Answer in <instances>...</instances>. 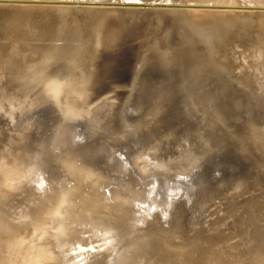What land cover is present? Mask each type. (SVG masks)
I'll use <instances>...</instances> for the list:
<instances>
[{
    "label": "water",
    "instance_id": "obj_1",
    "mask_svg": "<svg viewBox=\"0 0 264 264\" xmlns=\"http://www.w3.org/2000/svg\"><path fill=\"white\" fill-rule=\"evenodd\" d=\"M121 39L123 56L95 60L84 74L67 80L69 88L76 91L74 97L94 104L90 116L67 126L77 139L73 144L78 147L72 150L85 162L100 167H104L101 162L113 164L132 158L135 147L146 143L149 134L159 132L142 126L145 116L139 114L145 109V95L157 85L174 92L170 107L174 118L167 125L172 133L167 130L162 143L195 136L166 148V153L150 150L156 157L155 167L138 177L130 172L133 180L129 187L142 186L150 174L156 179L150 187L156 190L162 181L182 184L181 190H188L187 200L183 193L175 194V203L181 195L183 202L181 210L169 215L172 219L163 232L160 263L176 264L180 258V264H236L242 251L224 241L237 235L242 244L257 247L264 240V74L183 77L177 74L178 68H172L171 75H157L150 65L135 60L140 50L131 36ZM105 63L108 67L102 66ZM59 133L56 131V137ZM138 189L145 199V188ZM212 214L209 223L214 229L207 232L203 222ZM219 224L226 225L228 231L219 230ZM83 248L88 251L93 247ZM257 250L254 264H264V248Z\"/></svg>",
    "mask_w": 264,
    "mask_h": 264
},
{
    "label": "bare ground",
    "instance_id": "obj_2",
    "mask_svg": "<svg viewBox=\"0 0 264 264\" xmlns=\"http://www.w3.org/2000/svg\"><path fill=\"white\" fill-rule=\"evenodd\" d=\"M24 1L25 0H1L0 1V82L2 79H5V80L7 79V74L9 75L10 72L14 73L16 71L19 74V79L24 78V77L27 79V81H26L27 87H28V84L39 83L38 86L40 87L39 92L41 93V96L38 98H34L32 101L28 102L25 105H23L24 103H22V105L18 103L16 105V108L18 109L17 110L18 116L14 119L11 118V120L5 121L6 120L5 115L12 117V105H13V103L12 102L7 103V106H6L7 114H6V111L4 110V115H2L1 116L2 118L0 119V124H1V126H0V178L2 177L1 175L4 171H11V172L16 173L20 177H27V178H31L33 180H38V181H41L43 184L45 182V179L50 178V180H53L54 183L52 185L50 184L52 191L48 196L49 203L52 202V204H54L52 215H54V213L57 211V208H58L57 207V202H58L57 200L63 201L66 199L65 197L67 195H70L71 199L75 201L74 207H76L75 208L76 213H75V215H73L71 211H65V213L63 212L64 224L66 226L65 232L67 233V235L58 238V240H60V241L64 240V241L69 242V243L65 247L59 248L60 250H63V253L58 252V254H61L60 260L61 261L63 260V263L68 261V260L65 261L64 259H68V258L73 257L74 255H78V256L74 257V259H76L79 256H81V259H78V260L76 259L74 261V264L75 263L76 264H82V263L84 264L87 261L89 262V261H92V260H95V259H98L99 257H101L102 252H103V248H105L106 245H110L112 243L111 241H113L111 239H113L114 237L120 236L121 233L124 232L123 230H127L124 228H126V227L127 228L129 227L128 229L132 228L130 225H133V227L136 225L135 227H137L139 225L144 224V222L145 221L147 222L148 220H144L143 223L138 222L139 224L138 223L135 224V221H134L133 224L130 223L127 226V224L126 223L124 224V221L122 220L123 216L122 217L118 216V213H117V215L116 214L113 215L114 209L111 208V206H110V208H111L110 210L113 209L112 210L113 214L109 213L110 211L108 212V214L107 213L104 214L102 209H104L103 207L107 204H104V206L103 205L102 206L96 205V203L94 204V202H96V201L91 196H89V194L86 195V193H85V195H84L83 193H80L78 190L80 188L78 186H77L78 187L77 192L74 191V188H73L72 192H70V193L68 192V190L70 191L69 187H66V185L64 186L65 182L68 181V183H69V181L71 180V179L69 180L71 175L73 177V175L76 173H79V171H81V173L83 171L84 172L86 171L85 173H87L88 176L90 175L89 173H91L92 177L97 178V177H99V176H97L98 175L97 173H99V175H101L100 173L106 174V175H108L109 173H110V175L113 174L116 166H118V165L121 166L120 169H125V170L120 171V172L118 170H116L114 174L118 173L121 178H124L125 180H127L128 179L127 177L130 175V174L128 175L129 169L131 170L135 166L132 168L130 167L128 157L124 160L118 159L120 161L119 163L106 164V163L101 162V164H103L104 167H100L97 164H91V163L85 162L84 159L81 157V155H79L78 153H76L72 150V148L78 147V146L74 145V144H77V139H75L74 132H72L71 129H69L67 127L70 123H65L62 126V129L60 130V133L57 137H56V135H52L49 137V139L44 141L43 132L48 130V128L51 124L57 123L60 120L59 116L62 113L66 112L65 110L68 106H69V109L66 112V115L68 117H72L73 113H74L73 107L71 105L66 106V103H64L65 107H62L63 105H61L62 102L59 100L58 94L60 93V91L69 92L72 94H73V92H76V91H74V90L72 91L68 85L66 87V90L62 89L61 86L58 85L57 79L59 76L57 74H60V71L64 70L65 68L75 67L74 64H77V63H91V66H92L93 61H95V60L96 61H102V60L107 61L108 55L116 56L118 54V57L121 56L120 53L123 52V49L117 50L115 47V44L118 41L122 40L121 38H124V35H125L128 28H131L133 31L136 29L137 32L139 34H141V36H142V46L143 47H141L139 49L140 51L136 55H134L135 60L137 59V61H140V62L143 61L144 64H146L147 66L150 65L151 70H153V72H155V74H157V75H159V74L171 75L173 69L175 70L176 68H178L177 74H179L180 76H183V77H199V76H202L204 74H206V75L211 74L212 75V74H216V72H223V70L220 68V67H222V64H223L222 58H221L223 55H221V53H219V51H221V49L219 47H218L219 51L217 49H216L217 51L215 49H212L208 45L207 39L203 37V32H201L198 28L195 27V19L197 18V16L199 17L201 8L203 7L204 3L200 6H198V9H195L193 7L189 8L188 6H186V4H184V2L185 1L187 2L188 0H75L77 3L80 2V4L81 3H83V4L80 5V4L73 3L74 5L71 4L72 7H70L67 4L65 5L63 3H60V2H64V0H52L54 2L60 1L59 3H57V5H55L50 0H46L45 2L46 3L48 2V3L47 4L45 3V8H47L48 11L43 10L41 12L36 13V15L33 17H27L24 15V11H22ZM38 1L39 0H34V8L37 10L39 8L37 6ZM140 1H141V3L146 2L145 3L146 5L145 6L143 5L142 7H138L137 4L134 3V2H140ZM156 1H158V2H156ZM240 1H244V0H240ZM202 2H203V0L199 3H202ZM199 3H197V4H199ZM240 8H242V4H241ZM14 21H15V25L13 24V26L10 29V32L7 30L9 32L7 34V37L6 36L2 37L4 29L7 26H9L8 25L9 23H11V22L14 23ZM120 35H121V37H120ZM12 37L16 38L15 43H12V47L14 50V52L12 51L13 54L11 55V56H13L12 59L14 60V58L17 57V55H15L16 52L19 54L20 53L21 54L28 53L29 56L35 60L36 63L41 64L40 68H38L37 70L24 69V68H19V66L14 65L12 63L5 62L6 59L4 60V54H5L4 53V47H5L6 43L8 42V40H10V38H12ZM144 40H145V42H144L145 45H146V42H147V44L150 43L151 45L146 47L143 44ZM9 43H10V41H9ZM49 43H50V46L48 45ZM179 43L187 44L185 46L186 51L183 52L182 54L177 52V51H172L171 49H167V48H172L173 45H178ZM1 44H3V45H1ZM217 45H218V43H217ZM10 47H11V45H10ZM105 47L108 50L107 54H105L106 53ZM157 47L164 48V49L156 50ZM7 51H8V49H7ZM19 54H18V56H19ZM173 54H175V55H173ZM70 55H72V56L70 58H68ZM179 57H181L180 62H179ZM65 58L68 59L69 61H67V60L63 61V59H65ZM12 59H10V60H12ZM19 62H20V60H19ZM28 62H30V61H28ZM52 62H58V64H56L55 66L52 67V66H50V64ZM177 63H179V64H177ZM225 63H227L229 65L228 70H230V73L228 72V74H230V75L235 74L233 71V64L229 60V58H226ZM159 65H163V66L159 67ZM91 66H89L88 68H91ZM102 66L105 67V64ZM45 67L47 68L46 72L47 73L50 72V76L47 78V80L44 81L43 77L40 76L38 73L42 72V70H44ZM78 69H77V72L81 73L80 75L84 74L83 73L84 70H81L80 68H78ZM82 69H84V68H82ZM102 69H107V68H102ZM237 72H236V74H237ZM47 73H45V75ZM98 73H100V72H98ZM157 86L158 87L156 90H154V92H148L147 95H145L144 102L152 103L153 107L157 106L156 107L157 113L153 114V115L150 114L151 117H149L147 119L146 125H148V128H149L148 131H150L152 129V127H154L155 129H157L159 131V132L155 131L154 133L149 134L148 139L150 137H154V140L157 141V143H159V142L161 143L163 141V140H161V138H164V136H165L164 133H167V130H168V132H170V130H171V128H169V126H167V125L174 118V116H173L174 114L171 112V109H170L171 104H173V98L172 97L174 95V92H169L164 87H161V85H157ZM56 93H57V100L54 99ZM74 95H76V94H74ZM48 97L53 98V100L46 99ZM54 103H55V106L57 107L56 109L53 107ZM159 108H161V109L163 108L161 118H160L161 112H159L161 109H159ZM89 113L91 115V110L89 111ZM140 116L142 117V115H140ZM9 121H11V122H9ZM142 126H145V125L142 124ZM145 130H147V128H145ZM36 131H38V132H36ZM170 133H172V132H170ZM48 134H50V133H48ZM153 134H155V135H153ZM62 136H64V138ZM186 136L187 135L180 136L174 140H178V141L185 140L186 141V140H188V137H186ZM59 137H60V140L57 141V138H59ZM172 141L173 140L167 141L165 144H167L168 142H172ZM143 143H142V145H143ZM161 145L164 146V143H162ZM57 146H59V149L54 150L53 148L57 147ZM163 146H161V147H163ZM37 148H38V150H37ZM165 148H167V147H165ZM139 149H140V147H139ZM163 151H164V149H163ZM136 155L134 154V156H136ZM147 155H148V152H147ZM3 156H6L7 159ZM155 159H156V157H155ZM77 160H78V162H77ZM51 161L57 162L59 166H57V165L55 166V165L51 164ZM131 163H133V161ZM136 163H138L137 159H136ZM41 165L46 167L44 172H43V167ZM140 166H138V168ZM147 166L151 167V165H147ZM59 169L61 170V172L59 171ZM132 170H135V169H132ZM62 173H66L65 176H63ZM85 173H82V175ZM87 174H85V175H87ZM78 177L81 178V175ZM82 177L85 179V181L88 178L87 176H82ZM112 177H114V176H112ZM74 179L75 178H73L72 180H74ZM76 179H78V178L76 177ZM102 179L103 178H101V180ZM154 179H155V177H154ZM81 180H82V178H81ZM87 180H89V179H87ZM102 181H104V180H102ZM76 182L77 181H75V183ZM86 182H88V184H89L90 181H86ZM73 183H74V181H73ZM82 184H83V182L81 183V186H82ZM139 184L140 183H137L136 187H138ZM71 185H74V184H71ZM44 186L46 188V184H44ZM68 186H69V184H68ZM169 186L172 188V190H173L172 192H174L175 194L177 193L178 190H181V188L178 189L177 184L176 185L171 184ZM70 187L72 188V186H70ZM181 187H182V185H181ZM82 188H81V190H82ZM88 188L89 187L86 186V189H88ZM120 189H121V187H120ZM83 190H84V188H83ZM84 191H82V192H84ZM94 191H96V190H94ZM162 191H163V187L160 186L159 192H162ZM91 192H92V189H91ZM89 193H90V191H89ZM123 193H124V191H123ZM149 193H151V192H149ZM153 193H154V191H153ZM186 193L188 194V192H186ZM107 194L110 195V192H108ZM138 194L140 195V192ZM158 194H160V193H158ZM175 194H174V196H175ZM179 194H181V193H179ZM97 195L99 197L98 192H97ZM109 195H108V199H109ZM169 195H168V197H169ZM172 195L173 194H171V197L173 198ZM183 196H185V192L183 193ZM76 197L80 198L78 200V202L76 201ZM131 197H134V195ZM142 197H143V195H142ZM150 197L153 201L152 196H149L148 201H151ZM185 197L188 199V196H185ZM100 198H101V195H100ZM116 198H118V197H116ZM85 199H89L90 201L84 203ZM147 199H148V197H147ZM171 201H173V199ZM175 201H176V199H175ZM64 202L65 201H63V203H61V204H63V206H64ZM99 202H98V204H99ZM154 202H156V201H154ZM169 202H170V200H169ZM124 203H126V199L124 200ZM130 203H132V202H130ZM130 203H128V204H130ZM153 203L151 202L150 204H153ZM132 204H130V205H132ZM163 204L167 205V203H163ZM171 204H172V202H171ZM176 204L177 203H175L174 205L172 204L174 206L173 209H175L176 207H179L178 206L179 204L177 206H176ZM180 204H182V203H180ZM108 205H110V204H108ZM160 205L161 204L158 203V207ZM50 206H51V203H50ZM63 206L61 205L62 208H64ZM122 206H124V205H122ZM154 206H155V203H154ZM154 206L151 208L157 207V205L155 207ZM165 206H163L164 207L163 209H166V208L170 207L171 205L166 207V208H165ZM61 207H60V209H61ZM95 207H98V209L101 211V213H103L105 218L114 220L112 222L116 225L115 231H118V232H116V234L113 233L114 234L113 237H111V238L107 237V236L112 235V234L110 235V229L108 227L110 225L109 224L110 222H106V224H105L102 221H100L98 223L95 221L96 218H94L91 214L93 212L92 211L93 208H95ZM107 207H105V209ZM116 207H114L115 210H116ZM161 207H162V205H161ZM118 208H119V205H118ZM132 208H134V207H132ZM138 208H140V207H138ZM171 208H172V206L170 207V209ZM180 208H181V206L178 209L180 210ZM140 209H139V213H136V214L140 215V211L142 210V209L141 210ZM157 209L159 210L160 208H157ZM157 209L155 208V210H157ZM163 209H161L160 212L157 210V212H155V213L159 212L160 215H163V213H162ZM170 209L168 208L169 211H170ZM173 209H171L170 212H172ZM123 210L121 209V213H123L122 212ZM176 210L177 209H175V211ZM132 211L136 212V210H132ZM169 211L167 212V214L164 213L163 216L165 217V215H169L170 214ZM165 212H166V210H165ZM121 213L119 215H122ZM129 213H131V212H129ZM144 213H145V211H144ZM150 213H152V211ZM150 213H148L149 217H151L153 215V213H152V215ZM61 214H62V211H61ZM138 215H137V217H139ZM134 216L133 217L129 216V217H130V219H132V218H135ZM141 216H145V215L141 214ZM146 216H147V212H146ZM163 216H161V217H163ZM126 218H127V216H126ZM141 218L142 217H140V219ZM143 218L146 219L148 217H146V218L143 217ZM143 218L141 219V221L143 220ZM166 218H167V216H166ZM169 218H170V216H169ZM169 218H168V220H169ZM53 219H54V217H53ZM135 219L138 220V218H135ZM135 219H133V220H135ZM140 219H139V221H140ZM125 221H127V220H125ZM156 221H158V220H156ZM128 222H130V221H128ZM49 223H50V221H49ZM153 223L150 224V227L153 226ZM147 224H149V223H147ZM87 225L90 226L89 230H91L93 232L95 231L97 233V235H95L93 232L91 234L92 235L91 238L88 237L87 235H85V233H81L78 235V233L82 232V230ZM45 227H47V226H45ZM133 229L134 228H132V230ZM143 229H141V230H143ZM26 230H28V229H26ZM132 230L130 229L129 231H132ZM141 230H139V231H141ZM145 230H146V227H145ZM148 230H151V229L148 227ZM134 231H138V229L137 230L135 229ZM134 231H132L131 233H133ZM157 231H159V230H157ZM163 231L164 230L161 229L160 232H158V233L162 232V234H163ZM24 232H26V231H24ZM127 233L129 234L130 232H127ZM137 233H136V235H137ZM53 234H55V233H53ZM124 234H122V235H124ZM18 235H20V233H18L17 236L13 235V237L18 238L19 237ZM56 235H58V234H56ZM133 235H131V236H133ZM51 236H53V235H51ZM80 237H82V238H80ZM83 237L86 240H83ZM159 237H160V235H159ZM129 238H130V234H129ZM132 238H134V236ZM157 239L159 240V241L157 240V242H160V239L158 237H157ZM29 240L31 241V239H29ZM49 240H50V242H52L51 238H49ZM87 240L89 242H85ZM115 240L118 241L117 239H115ZM122 240H123V237H122ZM129 240H126L125 242L128 243ZM25 241H28V237H27V240L25 238ZM33 241L34 240H32V242ZM116 241L114 243L115 245H116ZM147 241H149V240L147 239ZM14 242H16V241H14ZM22 242H24V238H23ZM54 242H55L54 244H57V239ZM33 243H36V241H34ZM37 243H38V241H37ZM118 243H119V241H118ZM90 244L93 246H91ZM155 244H156V242H155ZM35 245H37V244H35ZM43 245H45L44 242H43ZM113 245L111 244V247ZM26 246H28V244ZM54 246H56V245H54ZM33 247H37V246L33 245ZM83 247H87V248L93 247L92 249L96 250V251H91L92 249L88 250V251L87 250L84 251ZM153 247H154V245H153ZM20 248H22V252H23L24 245L22 247V244H21ZM54 248L55 247H53V250H54ZM99 248H101V249H99ZM109 248H110V246H109ZM115 248H114V250L117 249V248L116 249ZM5 249L9 250V248H5ZM157 249H159V248H157ZM157 249H156V251L158 252ZM37 250H39V249H37ZM46 250L49 251L50 249L46 248ZM51 250H52V248H51ZM56 250H55V252H56ZM111 250H113V249H110V251L109 250H105V251H108L110 253V252H112ZM153 250H155V248ZM26 251H29L28 248ZM32 251L33 250H31V252ZM34 251H36V249ZM52 251H49V252L52 253ZM105 251L103 252V254L104 253L106 254ZM2 252L3 251H1V253ZM6 252H8V251L6 250L5 253ZM38 252L39 251H36V253H38ZM43 252H45V251H43ZM155 252H154V254H155ZM161 252H159V255H161ZM13 254H14V252H13ZM13 254L11 253V255H13ZM24 254H20V255L23 256ZM38 254L40 256V254H42V252L38 253ZM44 254H43V256H44ZM49 254H48V256H49ZM111 255L112 254H110L109 256L112 257ZM116 255H118V254L116 253ZM13 256L16 257L15 255H13ZM22 256H21V258H22ZM27 256H29V254ZM30 256H31V254H30ZM34 256H36V254ZM56 256H54V257H56ZM157 256H158V254H157ZM105 257L107 258V256H105ZM105 257H104V260L106 261ZM153 257H154V255H153ZM153 257H151V258H153ZM41 258H43V257H40V259ZM50 258H52V256ZM108 258H107V260H108L107 262H109V260H111ZM38 259H39V257H38ZM74 259H71V261H73ZM116 259L118 260V256L116 257ZM16 261L19 262V260H17V258H16ZM16 261H15V263H16ZM34 261H37V260H34ZM44 261H42V262H44ZM128 261H130V260H128ZM120 262H123V260L119 261V263ZM125 262H123V264H127ZM28 263H30V262H28ZM114 263L116 264V262H114ZM16 264H18V263H16ZM23 264H25V263H23ZM141 264H143V262Z\"/></svg>",
    "mask_w": 264,
    "mask_h": 264
},
{
    "label": "rangeland",
    "instance_id": "obj_3",
    "mask_svg": "<svg viewBox=\"0 0 264 264\" xmlns=\"http://www.w3.org/2000/svg\"><path fill=\"white\" fill-rule=\"evenodd\" d=\"M45 1L46 0H39L37 2L38 3L37 6L39 7L38 10H37V9L34 8V0H25L23 2V10H22V11H24V15L27 16V17H33L38 12H41L43 10L48 11V9L45 8V3H46ZM50 1H52V0H50ZM201 1L202 0H188L187 2L185 1L184 4H186V6H188L189 8L193 7L195 9H198V6H200V5H202L204 3L203 7L201 8L199 17L197 16V18L195 19V27L198 28L201 32H203V37L207 39V43L212 49H215V50L217 49L218 50V47L221 49V51H219V50L218 51H219V53H221V55H223L221 57L222 58V63H223L222 64V68L226 69V70H223V72L224 73L227 72V74H228V72L230 73V70H228V66L229 65L227 63H225L226 62V58H229V60L233 64V71L235 73V74H233V76L234 75L235 76L239 75L238 77H240L241 75H244V74H247V73L253 74V73H258V72L261 73V74H264V1L263 0H244V1H240V0H203L202 3H199ZM52 2L55 5H57V3H59L60 1L59 2L55 1L56 3L54 1H52ZM156 2H158V1H156ZM60 3H63L65 5L67 4L70 7H72V5H74L73 3L80 4V2L77 3L75 0H64V2H60ZM134 3H136L138 7H142L143 5L144 6L146 5L145 4L146 2L141 3V1L140 2H134ZM197 3H199V4H197ZM81 4H83V3H81ZM241 4H242V8H240ZM13 24L15 25V21H14V23L11 22V23L8 24L9 26H7L4 29L2 37H4V36L7 37V34L10 32V29L13 26ZM126 36L127 37L131 36V40H132L134 46L136 45L137 48L140 49L141 47H143L142 46V36H141V34H139L137 32L136 29L133 31L131 28H128L126 33H125V35H124V37H126ZM9 41H10V43H9ZM15 41H16L15 37L10 38V40H8V42L6 43V45L4 47V53H5L4 54V60L6 59L5 62L12 63L14 65L19 66V68H24V69L37 70L38 68H40L41 64L40 63L39 64L36 63L35 60L32 57L29 56L28 53H26V54L25 53L24 54L20 53L19 54V53L16 52L15 55H17V57L14 58V60L12 59V57H13V56H11L13 54L12 51L14 52L13 47H12V43H15ZM144 42H145V40L143 41V44L145 45ZM217 43H218V45H217ZM1 45H3V44H1ZM10 45H11V47H10ZM48 45L50 46V43ZM150 45H151L150 43L147 44V42H146L145 46L148 47ZM186 45L187 44L179 43L178 45H173L172 48H167V49H171L172 51H177V52L182 54L183 52L186 51V47H185ZM123 46H124V43H123L122 40L118 41L115 44V47H116L117 50H120V48H122ZM7 49H8V51H7ZM161 49H164V48H160V47L156 48V50H161ZM105 50H106L105 54H107L108 50L106 49V47H105ZM125 53L126 52L123 50V52L120 53V55L123 56ZM18 54H19V56H18ZM173 55H175V54H173ZM71 56L72 55H70L68 58H70ZM9 58L12 59V60H10ZM180 59H181V57H179V62H180ZM19 60H20V62H19ZM64 60L69 61L66 58L63 59V61ZM28 61H30V62H28ZM56 64H58V62H52L50 64V66L53 67ZM177 64H179V63H177ZM74 65H75V67L77 69L80 68L81 70H84V69H87L89 66H91V63H77V64H74ZM161 66H163V65H159V67H161ZM75 67H73V68L72 67L71 68H65L64 70L60 71V74H57L59 76L58 79H57L58 85H60L62 89L66 90L68 78H75L76 76H79L81 74V73L77 72V69ZM105 67H108L107 63H105ZM82 68H84V69H82ZM46 71H47V68L45 67V69L42 70V72L38 73L40 76L43 77L44 81L47 80V78L50 76V72L47 73ZM44 72L47 73V74L45 75ZM223 72H216V74H212V75H217V74L223 73ZM236 72H237V74H236ZM212 75L211 74L210 75L209 74H207V75L204 74V75L199 76V77L212 76ZM26 81H27V79L25 77L19 79V74L16 71L14 73L10 72L9 75L7 74V79L6 80L5 79L1 80V82H0V119L2 118L1 116L4 115V110L6 111V114H7L6 106H7L8 102H12L13 103V105H12V117H10L8 115H5V119H6L5 121L11 120V118L14 119V118H16L18 116V112H17L18 109L16 108V105L18 103L21 104V105H22V103H24L23 105H25L28 102L32 101L34 98H38V97L41 96V93L39 92L40 91V87L38 86L39 83L28 84V87H27L26 86ZM73 95L74 94H72V93L63 92V91H60V93L58 94V98L62 102L61 105H63L62 107H65L64 103H66V106L67 105H71L73 107V110H74L73 112L74 113H73L72 117H68L66 115V112L69 109V106H68L66 108V110H65L66 112L62 113L59 116L60 120L57 123L51 124L49 126L48 130L43 132L44 141L49 139L50 136L56 135V131H60L62 129V126L65 123H70V122H74V121H77V120H82L86 116H90L89 111L90 110L92 111V109L94 107V104L87 105L80 98H78V96H76L77 97L76 98ZM46 99L53 100V98H51V97H48ZM54 99L57 100V93L55 94ZM144 106H145V109L143 110V112L142 111L140 112V115H142V117L145 116V120L142 122L145 125V126H143V128L144 129L147 128V130H148L149 128H148V125H146V121H147V119L149 117H151V115L157 113V108H156L157 106L153 107L152 103H146V102H144ZM53 107L55 109L57 108L55 106V103H54ZM142 108H143V106L141 107V109ZM159 109H161V108H159ZM162 110H163V108L159 111V112H161L160 113V118H161V114L163 112ZM9 122H11V121H9ZM0 126H1V124H0ZM36 132H38V131H36ZM48 133H50V134H48ZM153 135H155V134H153ZM194 136H195V134H192V136H188V140H190L189 137H194ZM62 137L64 138V136H62ZM59 140H60V137L57 138V141H59ZM188 140H186V141H188ZM177 142H178V140H173L172 142H168L167 144H164V146H163V145H161L162 142L161 143L160 142L157 143V141L154 140V137H150L147 140L146 143L144 142L143 145L141 144V145L137 146V149L135 150L134 154L136 155L138 153L139 155L137 154L136 156H134L132 158L130 156L128 157L130 167L132 168V167L135 166L134 168H132V169H135V170H132V169H131L132 171L130 170L131 173L136 174V176L138 177L140 174L150 172L152 170V168L155 167L154 165H156L157 162H156V160H154L155 159L154 153L151 155V152H149V151L155 149L154 151H155V153H157L158 151H163L162 148H164V151L166 153V150H165L166 148L165 147L170 148L171 146H176ZM160 145L163 146V147H161ZM139 147H140V149H139ZM53 149L54 150H58L59 146L54 147ZM37 150H38V148H37ZM147 152H148V155H147ZM3 157L6 158V156H3ZM135 158L137 159L138 163H136V159ZM132 161H133L134 164L135 163L136 164L134 165L133 163H131ZM77 162H78V160H77ZM51 164H53L55 166L56 165L59 166L57 162H52L51 161ZM147 165H151V167L147 166ZM41 166L43 167V172H44L46 167H44L43 165H41ZM138 166H140L139 167L140 169L138 168ZM120 168H121L120 165L116 166L115 171L118 170L120 172V171H124L125 170V169H120ZM59 171L61 172L60 169H59ZM115 171L111 175H110V173L108 175L100 173L101 175H99V173L96 172L98 174L97 176H99L97 178L96 177L95 178L92 177L91 173H89L90 174L89 175L90 177H89L88 174L85 173L86 171L85 172L83 171L82 173H85L87 175H85V174L82 175L81 171H79V173L74 174L73 177L71 175L69 180L70 179L72 180L73 178H75V179L72 180V181L70 180L71 182L69 181V183H68V181L65 182L64 186L66 185V187H69V189H70V191L68 190L69 193L72 192L73 188H74V191L77 192V188L79 187L80 188V189H78L79 192L83 193L84 195H85V193H86V195L89 194V196H91L96 201V202H94V204L96 203V205H101V206L103 205L104 206V204H107V205H105L103 207L104 209H102L103 213L104 214L105 213L108 214L109 211H110L109 213H112L114 211V214L112 213L113 215H115V214L117 215V213H118V216H120V217L123 216L122 220L124 221V224L125 223L127 224V226L130 223L133 224L134 221H135V224L138 223V222H140V223L142 222L143 223L144 220H148V221L144 222V224L146 223L145 225L142 224V225H139L137 227H135L136 226L135 224H134L135 225L134 227H133V225H130L132 228H134L133 230H132V228H130L132 231H134L135 229L136 230L138 229V231H134L133 233H131L132 231H129L130 230V229H128L129 227L128 228L127 227L124 228V229H127L128 231L127 230H123L124 232H122L120 236L114 237L113 239H111V240L114 241V242L111 241L112 245L115 243V241H116L115 239H117L119 241V243H118V241H116V245L114 244L113 245L114 247L112 246L113 248L111 247L110 243H109L110 245H106V247L103 248V252H104L105 250H109V251H110V249L114 250V248L116 247L117 249L116 248L115 249L118 252L116 250H114V251L111 250L112 252H110V253L108 251H105L107 255L105 253H104L105 254L104 255L103 252H102V256L101 257H99L98 259L89 261V262L87 261L84 264H100V263L101 264H108V263L109 264H115L114 262H116V264L117 263L118 264H123V262H125V261H126L125 263H127V264H136V263L137 264L138 263L141 264L142 262H143V264H150V263L151 264L152 263L153 264H156V263L159 264L162 261V259H163L162 258L163 257V255H162L163 251H162V249H160V244L161 243L164 244L165 240L163 239L164 238L163 237L164 233L162 234V232L161 233H158V232H160L161 229H163L164 231L168 230L169 224L171 223V219H172L171 217L169 218V215L171 216L172 213H175L176 212L175 209L179 210L178 208L181 206L180 203L183 202L182 201V199H183V197H182L183 194L182 193L185 192V196H189L186 193V192H188V190L183 189V190H178L177 191V193H181L182 195L178 198V201H177V204H176V206L179 204L178 205L179 207H176L175 209H173L174 208L173 205L175 204L174 202H175V199H176L174 197H176V196H174L175 193L172 192L173 190L169 186V184H170L169 181H168V183H165L166 181H162L160 183V186L163 187V191L159 192V189L156 190V188L154 189V187H150V184L152 182L154 183V181H156V180L154 179L153 175L148 174V175H146L147 177L144 176L146 178L142 181V183H141L142 186L136 187V185H135V187H133V186L129 187L131 180H133V178H132L133 174H131L130 171H129L128 175L129 174L130 175L127 177L128 179L125 180L124 178H121L118 173L114 174ZM62 174H63V176H65L66 173H62ZM80 175H81L82 180H81V178L78 177ZM1 176L2 177L0 178V233H1L0 234L1 235L0 236V253H1V251H3L2 252L3 254L2 253L0 254V257H1L0 258V263L2 262L1 264H13V263L14 264H16V263H18V264H23V263H25V264H34V263L35 264H55V263L56 264L57 263L58 264H74V261L76 259L77 260L80 259L81 256H79L76 259H74V257L78 256V255H74L71 258L64 259L65 261L66 260H68V261L63 263V260L62 261L60 260L61 254H58V252H62L63 253V250H60L59 248L65 247L69 243V242H66L64 240H62V241L58 240V238L67 235V233L65 232L66 231V228H65L66 226L64 224V214H63V212L65 213V211H71L73 215H75V213H76L75 212V208L76 207H74L75 206V201L71 199L70 195H67L65 197L66 199L64 198L65 199V200H63V201H65L64 202V206H63V204H61V203H63V201L57 200L58 201L57 202V207L58 208H57V211L54 213V215H52L54 204H52V202H50L51 203V206H50V203L48 201V196H49V194L52 191L51 185L54 183L53 180H50V178L45 179V182H44V184H46V188H45L44 184L41 181L33 180V179L27 178V177H20L19 175H17L14 172H11V171H4ZM82 176H87L88 177V178L87 177L86 178L89 179V180L86 179V181H90L89 184H88V182L85 181V179ZM112 176H114V177H112ZM76 177L79 180L76 179ZM101 178H103L102 180H104V181H102ZM73 181H74V183H73ZM75 181H77V182L75 183ZM82 182H83V184L81 186ZM70 183L74 184V185H71ZM68 184H69V186H68ZM165 185H166V187H165ZM181 185L182 184L178 185V189L181 188ZM70 186H72V188ZM86 186L89 187V188L86 189ZM143 186L145 188L146 194L148 195V196L146 195L148 197V199L145 196L146 197L145 198L146 201H144L145 199H143L142 195H141L142 192H140V190L138 189L139 187H143ZM82 187L84 188L85 191L83 190ZM120 187H121V189H120ZM81 188H82V190H81ZM91 189H92V192H91ZM102 189L103 190L105 189V190L103 191ZM94 190H96V191H94ZM82 191H84V192H82ZM89 191H90V193H89ZM107 191L110 192V195L107 194L108 193ZM123 191H124V193H123ZM153 191H154V193H153ZM97 192L99 194V197L97 195ZM139 192H140V195L138 194ZM149 192H151V193H149ZM158 193H160V194H158ZM150 194H152L153 201H152L151 197H150L151 201H148L149 200V196H151ZM171 194H173L172 195L173 198L171 197ZM100 195H101V198H100ZM108 195H109V199H108ZM133 195H134V197H131ZM168 195H169L170 198L168 197ZM115 196L118 197V198H116ZM79 199L80 198L76 197V201L77 202H78ZM125 199H126V203H124ZM172 199H173L174 202L171 201ZM139 200L143 201V203L146 202L147 203V204L145 203L146 206L140 204ZM169 200H170V202H169ZM186 200H187V198H186ZM154 201H156V202H154ZM98 202H99V204H98ZM130 202H132L133 204L130 203ZM151 202L152 203L154 202L155 206L157 205V207L154 206V203L150 204ZM171 202H172L173 205L171 204ZM128 203H130L132 205H130ZM158 203H160L162 205V207H161V205L158 207ZM163 203H167V205L163 204ZM108 204H110V205H108ZM61 205L64 208H62ZM118 205H119V208H118ZM122 205H124V206H122ZM170 205L172 206L171 209H173L172 212H170L171 211V209H170L171 206ZM110 206H111V208L114 209V210L112 209L113 211L110 210L111 209ZM137 206L140 207L143 211L140 208H138ZM153 206L156 209L160 208L159 210L157 209L159 212L161 211V209L164 208L163 206H165V208L170 206V207H168L170 209V211L168 210V208L163 209L164 212L162 211L163 215H164V213L167 214L168 211H169L170 214L168 213L169 215H165V217H164L163 215H160L159 212L155 213V212H157V210H155V208H151ZM60 207H61V209H60ZM105 207H107V208L105 209ZM114 207H116V210H115ZM132 207H134V208H132ZM121 209L122 210L124 209L122 211L123 213H121ZM131 209L132 210H136V212L132 211ZM139 209L141 210L140 211V215L136 214V213H139ZM209 209L213 210V208H209ZM165 210H166V212H165ZM180 210H181V208H180ZM61 211H62V214H61ZM92 211L93 212L91 214H92V216L94 218H96L95 221L97 223L100 222V221H102L105 224H106V222H110L109 223L110 225L108 227L110 229V235L111 234L112 235L111 236H107V237L108 238L113 237L114 234H116V232H118V231H115L116 225L112 222L114 220L105 218V216L103 215V213H101V211L98 209V207L93 208ZM144 211H145V213H144ZM151 211H152L153 215H152V213H150ZM129 212H131V213H129ZM146 212H147V216H146ZM217 212L219 214L223 213L222 210H218ZM120 213L122 215H119ZM148 213H150L152 216L150 215L151 217H149ZM141 214L145 215V216H141ZM137 215L139 217H137ZM52 216L54 217V219H53ZM126 216H127V218H126ZM129 216H131V217L134 216L135 218H138V220L135 219V218L130 219ZM161 216H163V217H161ZM166 216H167V218H166ZM214 216H215V214L209 215L208 216L209 220L203 222V226H204V228H206L207 232H212L213 231L212 229H214L213 228L214 226H212V225L210 226V223H209V221ZM140 217H142V218L143 217H145V218L148 217V218H146V219L143 218V220L141 221L142 218L140 219ZM168 218H169V220H168ZM133 219H135V220H133ZM139 219H140V221H139ZM125 220H127V221H125ZM156 220H158V221H156ZM226 220H228V219H225V222H226ZM49 221H50V223H49ZM128 221H130V222H128ZM147 223H149V224H147ZM152 223H153V226H151L152 227L151 228L150 224H152ZM146 225L151 230H148V227ZM45 226H47V227H45ZM145 227H146V230H145ZM89 228H90V226L87 225L82 230V232L78 233V235L81 234V233H85V235H87L88 237L91 238V236H92L91 234H92L93 231L89 230ZM218 228H219V230H221L223 232H227L228 231L226 225L219 224ZM26 229H28V230H26ZM141 229H143V230H141ZM139 230H141V231H139ZM157 230H159V231H157ZM24 231H26V232H24ZM127 232H130L129 234H130V238L131 239L129 238V234ZM18 233H20V235H18L19 237L18 238H14L13 235L17 236ZM53 233H55V234H53ZM93 233L95 235H97V233L95 231ZM136 233H137V235H136ZM56 234H58V235H56ZM122 234H124V235H122ZM51 235H53V236H51ZM131 235H133L135 239L132 238L133 236H131ZM159 235H160V237H159ZM27 237H28V241H25V238L27 240ZM122 237H123V240H122ZM157 237L160 239L161 243L157 242V240H158ZM23 238H24V242H22ZM49 238H51L52 242H50ZM80 238H82V237H80ZM29 239H31V241ZM56 239H57V244H54L55 243L54 241ZM147 239L149 241H147ZM32 240L36 241V243H33L34 241L32 242ZM83 240H86V239L83 237ZM126 240H129V242H128L129 244L127 242H125ZM14 241H16V242H14ZM37 241H38L39 244L37 243ZM43 242H44L45 245H43ZM85 242H89V241L87 240ZM155 242H156V244H155ZM224 242H225V245H235V247L237 249H240L242 251L241 252L242 255H240V257L238 258V262L236 264H254V257H255L254 253H256V251H258L257 247L258 248L259 247L264 248V240L261 242L262 246L261 245H257V247H256L253 244L251 246L250 245H244V244L241 243V240L239 239V237L237 235L229 237L227 239V241H224ZM21 244H22V247L24 245L23 252H22V248H20ZM27 244H28V246H26ZM35 244H37V245H35ZM33 245L37 246V247H33ZM40 245L41 246L43 245V246L41 247ZM54 245H56V246H54ZM153 245H154V247H153ZM52 246L55 247L54 250H53ZM91 246H93V245H91ZM109 246H110V248H109ZM26 247L28 248L29 251H26L27 250ZM45 247L47 249H50L49 251L53 250L52 253L47 251ZM5 248H9V250L5 249ZM10 248L11 249L13 248L14 250L13 249L11 250ZM51 248H52V250H51ZM154 248H155V250H153ZM157 248H159L160 250L157 249ZM35 249H36V251H39L38 253L42 252V254H40V256H39V254L36 253V251H34ZM37 249H39V250H37ZM99 249H101V248H99ZM156 249L158 250V252L156 251ZM6 250L10 254L8 252L5 253ZM31 250H33L32 252L34 254L31 252ZM55 250H56L57 253L55 252ZM43 251H45V252H43ZM91 251H96V250L92 249ZM13 252H14V254H13ZM154 252H155V254H154ZM159 252H161V255H159ZM11 253L13 255H15L16 257L11 255ZM116 253L118 255H116ZM20 254H24V255L22 256ZM28 254H29V256H27ZM30 254H31V256H30ZM35 254H36V256H34ZM43 254H44L45 257L43 256ZM48 254H49V256H48ZM110 254H112L111 255L112 257L109 256ZM157 254H158L159 257L157 256ZM153 255H154V257H153ZM21 256H22V258H21ZM51 256H52V258H50ZM54 256H56V257H54ZM105 256H107V258L109 257L108 259H111V260H109V262H107L108 260H107V258ZM117 256H118V260L116 259ZM38 257H39V259H38ZM40 257H43V258L40 259ZM104 257H105L106 261L104 260ZM151 257H153V258H151ZM16 258H17V260H19V262L16 261ZM214 258H212V259H214ZM71 259H74V260L71 261ZM212 259H210V260H212ZM34 260H37V261H34ZM122 260H123V262L119 263V261H122ZM128 260H130V261H128ZM156 260L157 261L159 260V261L157 262ZM15 261H16V263H15ZM42 261H44V262H42ZM175 261H176V264H180L181 263V259L180 258H178ZM28 262H30V263H28ZM160 264H164V263H160Z\"/></svg>",
    "mask_w": 264,
    "mask_h": 264
}]
</instances>
